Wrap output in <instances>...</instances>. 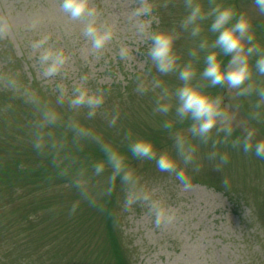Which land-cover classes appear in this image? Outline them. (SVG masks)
Instances as JSON below:
<instances>
[{
    "label": "rangeland",
    "instance_id": "374dc122",
    "mask_svg": "<svg viewBox=\"0 0 264 264\" xmlns=\"http://www.w3.org/2000/svg\"><path fill=\"white\" fill-rule=\"evenodd\" d=\"M182 2L154 0L153 27L179 32L175 41L179 63L182 66L193 61L198 69L194 82L207 85L199 75L205 52L189 55L198 38L178 27ZM225 2H237L241 7L237 12L249 17L254 32L255 24L261 26L255 33L264 42V0ZM92 3L118 26L117 37L99 55L92 52L83 36L82 23L68 19L59 0H0V173L5 175L0 179V264H264V204L248 208L244 203L246 196L256 194L264 201V159L232 147V141L245 128L256 129V140L264 138V102L256 91L264 88V76L254 72L253 90L244 96L224 85L205 87L211 95L222 97L221 106L233 114L234 127L227 138L214 128L205 143L188 133L190 119L176 116L174 91L181 83L177 72L159 73L147 56L150 41L133 34L129 14L136 0ZM33 21H38L35 27ZM45 35L49 39L44 47L63 50L68 56L60 72L52 77L44 75L45 66L39 62L44 48L34 47ZM121 43L130 48L127 61L116 58ZM85 74L89 76L88 87L105 94L104 104L91 118L85 107L72 109L67 102L56 104L57 85L70 95ZM8 80L15 81L17 87L9 88ZM139 80H159L161 87L141 94L135 90ZM164 88L172 108L166 114L156 113L153 108ZM29 94L54 105L62 119L41 130L38 110L28 102ZM257 112L258 119H252ZM113 116L116 123L110 125ZM72 122L94 135L75 136L69 127ZM166 122L172 127L165 128ZM41 131L44 143L38 149L34 145ZM178 132L197 146V162L205 169L199 173L226 180L223 185L229 186L233 199L200 184L178 183L176 177L186 179L184 173L158 171L154 161L136 159L128 152L133 138L144 137L158 150L175 154L174 137ZM102 145L127 156L128 166L136 170L145 188L175 211L171 223L157 227L144 203L125 208L124 188L118 177L114 186L110 184V169L95 175L91 163L78 171L76 156L94 154L93 161L103 159ZM213 151L227 153V163L217 168L218 161L209 159ZM200 158L205 161L199 162ZM211 167L219 173L210 172ZM19 171L25 174L16 179ZM30 175L43 178L42 193L40 183L36 187L25 183H29ZM76 180L81 181L80 186L74 183ZM110 232L124 241L117 256L111 255Z\"/></svg>",
    "mask_w": 264,
    "mask_h": 264
},
{
    "label": "clouds",
    "instance_id": "9594fccd",
    "mask_svg": "<svg viewBox=\"0 0 264 264\" xmlns=\"http://www.w3.org/2000/svg\"><path fill=\"white\" fill-rule=\"evenodd\" d=\"M61 11L73 21H80L83 25V36L89 41L94 54H102L106 47L115 40L118 26L115 22L104 17L92 0H59ZM183 14L179 17L178 27L190 36L198 38L196 48L190 50L189 55L196 57L199 51H204L203 69L199 72L202 80L207 85L194 82L197 67L189 60L182 66L175 50V41L179 32L175 29L154 28L155 8L154 0H136V6L129 14V23L133 25V34L147 37L150 47L147 56L161 74L177 72V79L181 82L175 89V113L180 120L192 121L188 133L192 137H199L205 143L210 138L212 130L223 131L225 137L232 136L234 127L233 114L226 107H222V97L213 96L205 91V87L224 85L228 89L236 90V95L244 96L253 90L254 72L264 76V42L257 39L253 31L252 21L245 13H238L236 9L225 0H183ZM38 21L32 22V27ZM49 37L43 36L34 44L35 48H44L39 56V62L44 65V75L55 76L67 62L68 56L63 50L44 47ZM131 54L127 44L121 43L116 54L120 61H127ZM225 57L227 62L225 63ZM255 57V59H253ZM139 79V78H138ZM89 76L80 77L79 83L71 88V94L61 85H57L59 94L56 104L67 102L72 109L87 108L89 118L96 115L97 110L105 102L103 90H92L88 87ZM9 88L15 89L17 84L13 80L7 81ZM161 87V81L153 80L146 83L139 80L136 85L138 93H145ZM260 100L264 102V88H257ZM28 102L33 104L39 113L38 127L43 130L48 125L56 124L62 119V114L54 105L43 103L35 94H29ZM259 107V104H257ZM172 108L169 93L162 89L155 102L153 111L166 114ZM259 113H253L252 119H258ZM116 116L109 121L110 125L116 123ZM219 125V127H217ZM165 128H171V123L166 122ZM77 137L93 136L92 131L77 122L69 125ZM256 129L245 128L241 135L232 141L233 148L251 152L256 157L264 159V138L255 139ZM44 133L41 131L35 143L36 148H41L44 143ZM176 153L168 150L160 151L154 142L144 137H135L128 145V152L139 160L154 161L158 171L177 174L184 173L186 185L194 174L200 172L197 162V146L192 144L183 133H176L174 137ZM103 159L93 161L91 169L93 174L100 175L110 169L109 181L119 178L124 188L125 208L137 203L147 205L148 211L153 214L154 224L157 227L171 223L175 219V211L166 203L156 198L151 190L145 188L141 177L135 169L130 168L127 156L119 150L102 145ZM209 159L216 163V167L226 164L227 153L213 151ZM74 183L80 186L81 181ZM223 183L226 185L227 181ZM74 204L71 211H75Z\"/></svg>",
    "mask_w": 264,
    "mask_h": 264
},
{
    "label": "trees",
    "instance_id": "16d2710c",
    "mask_svg": "<svg viewBox=\"0 0 264 264\" xmlns=\"http://www.w3.org/2000/svg\"><path fill=\"white\" fill-rule=\"evenodd\" d=\"M232 1V0H231ZM231 5L236 9V11L237 10H239V9H241V7L239 6V5H237V2H233V3H231ZM255 32L257 33V31L258 30H260V28H261V26L260 25H258V24H255ZM203 57H204V55H203ZM202 59V58H201ZM201 63H202V60L200 61ZM167 144L168 143H166L165 144V147H168V148H170L169 146H167ZM160 148H163L164 147V144H162L161 146H159ZM173 150H176V148L175 149H173ZM198 154H199V152H197ZM77 157V159H76V165L78 164V171H83V167L84 168H88V167H90V164L92 163V161L93 160H95V156H94V154H88V155H85V154H80V155H78V156H76ZM82 161H84V166H82ZM202 162V161H205L204 159H202V158H200L199 159V162ZM72 165H73V162H72ZM212 169H210V172H218V171H216V170H214V168L213 167H211ZM25 170H27V169H29V168H24ZM200 169H202V171L203 172H205V169L204 168H202V167H200ZM31 172V171H30ZM14 173H17V171L16 172H14ZM19 173V175H17L16 174V179H19V178H17L18 176L19 177H21V176H23L22 174H25V172L24 171H19L18 172ZM219 173V172H218ZM31 174H33L32 172H31ZM208 177H206V176H204V175H202V173H198V174H194L193 176H192V179L189 181V183H192V184H200V185H203V186H205L206 188H208V189H212V190H214V191H216V192H219V193H222V194H225V195H227L228 197L229 196H232V191H231V189L229 188V186L228 187H226L225 185H223V179L221 178V179H217V180H213V179H211L210 177H209V175H207ZM258 178V177H257ZM0 179H5V175L4 174H2V173H0ZM28 179H29V183L27 182V180H24L25 181V183L27 184V185H31V186H35V185H38L39 183L41 184V186H42V188H41V193H42V191L44 190V188H45V184H42L41 183V180L43 179V178H41L40 180H38L37 178L35 179V176H32V175H30V176H28ZM259 179V178H258ZM114 182H115V180H113V181H111L110 182V184L111 185H113L114 186ZM115 184H116V182H115ZM259 184H261L260 182H259ZM36 187V186H35ZM254 187H256V189H257V186L255 185V186H253V188ZM257 191V190H256ZM40 193V194H41ZM256 193V192H255ZM259 194H256V196H246L245 198H244V200H246V199H248V200H246V204L247 205H249V206H252L253 205V203L256 205V207L257 206H259V207H261V206H263V204H264V201H263V199H261L259 196H258ZM233 198V197H232ZM260 212V211H259ZM107 237H108V244L110 245V247H111V255L113 254L114 256H117L119 253H118V248H119V246H120V243H124V241L122 240V239H119L118 237H116L115 238V234L113 233V232H110L109 233V235H107ZM118 241V242H117Z\"/></svg>",
    "mask_w": 264,
    "mask_h": 264
}]
</instances>
